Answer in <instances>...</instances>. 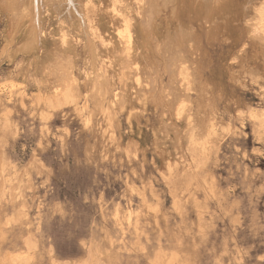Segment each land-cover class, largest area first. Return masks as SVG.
I'll use <instances>...</instances> for the list:
<instances>
[{
	"label": "rangeland",
	"instance_id": "1",
	"mask_svg": "<svg viewBox=\"0 0 264 264\" xmlns=\"http://www.w3.org/2000/svg\"><path fill=\"white\" fill-rule=\"evenodd\" d=\"M93 1L109 11L110 0ZM128 1L141 44L137 0ZM170 10L161 7L160 32L174 29ZM8 14L0 5V264H264L263 40L240 20L212 26L181 15L196 27L185 57L202 91H188L187 124L171 131L157 94L111 115L55 105L43 72L60 40L56 17L44 13L42 48L29 53L26 19L12 28ZM96 16L92 57L71 37L79 82L115 40L107 14ZM159 151L174 162L168 174Z\"/></svg>",
	"mask_w": 264,
	"mask_h": 264
},
{
	"label": "bare ground",
	"instance_id": "2",
	"mask_svg": "<svg viewBox=\"0 0 264 264\" xmlns=\"http://www.w3.org/2000/svg\"><path fill=\"white\" fill-rule=\"evenodd\" d=\"M0 5L9 13L12 28L19 27L21 23H24V19H26L28 26L27 28L25 27V37L21 48L29 53L33 50H38V48H42L43 37H45L42 18L44 13L51 12L56 17L55 19L57 21H55L58 22V30L60 32L58 48L53 44L56 50L54 52L52 51L54 58L52 67H48L50 68L49 70L43 67L45 69L43 73L46 75L44 79L46 80L48 78L51 81H47L50 82L49 85L52 89L49 95L53 94V100H55L53 103L55 105L62 103L68 104L69 102H82V107L86 109L88 103H90L93 109L95 108L105 115H111L117 108L123 109L126 105L134 106L138 102L142 105L141 102L149 98L153 99L154 95L157 94L169 114L167 115V112H164L165 116H169L170 122L166 125L170 129L172 127L176 129L180 121H186L184 118L190 96L188 91L192 92V90H195L198 93L202 91H199V86L198 89H195L194 84L192 86L190 80L191 74L188 72L190 68L188 66L186 67L187 59L185 57L187 50L194 47L196 27L194 24L187 25L183 22L181 15L189 11L196 18L202 20L205 25L211 24L212 26L224 25L232 20H240L243 26L245 25L244 29L247 32V36L250 35L253 39H258L257 41H264V0H137L138 12L136 18L138 20V27L135 26L139 28L143 36V42L141 44L137 43L134 38L135 36L133 37L134 33H132V29L135 20L133 17L135 16L131 14L130 10L133 4L128 0H110L108 12L106 10L102 11L101 8L96 6L97 4L95 5L93 0H0ZM161 7L163 9L167 7L171 8V16L175 20L173 22L175 24L173 30L168 28L163 32L158 30L159 23L157 22V17L161 13ZM90 10L94 13V18L95 14H97L96 17L98 18H101L102 14H107L111 23V35L115 40L109 43V48L105 47L110 52L109 58L103 61L98 68H93L90 74H87L88 76H85L84 80L79 82L74 74V56L70 52V50L74 49L71 37L75 35L76 37H80L83 41L84 48L89 52L91 57L93 56L95 53L93 39L96 38L97 33L95 25H93L95 19L90 15ZM131 20L133 21L131 22ZM199 26L201 27V25ZM137 47L143 50L141 54L135 51ZM151 58L154 59L151 60ZM162 71L168 78L164 86L159 82ZM115 82L118 84L116 85L118 87L116 88L117 92L113 93ZM44 83L46 84L45 81ZM109 97L112 98V101L109 100ZM139 104L137 105L139 106ZM88 113L90 114L91 110ZM191 120L194 121V118H191ZM187 122L189 123L188 120ZM184 124L187 123L185 122ZM194 125L196 127V124ZM176 132L178 131L174 130L173 134L177 135L178 133L176 134ZM190 132H192V135L194 134V130ZM201 132L203 134V131ZM199 134H197V137ZM201 138L199 139L204 140L205 133ZM157 150L160 149L157 148ZM193 150L196 151L194 148ZM159 152L162 155L161 157L164 158V153ZM174 156L176 155L174 154ZM171 157L173 156H169V158ZM163 158L159 157L162 161L164 160V163L162 162L164 169L161 168V171L163 170L168 174L172 171L173 164L171 165L169 163L171 160L169 161L167 157ZM25 246L29 250H33L36 247L35 240L33 241L29 238Z\"/></svg>",
	"mask_w": 264,
	"mask_h": 264
},
{
	"label": "snow or ice",
	"instance_id": "3",
	"mask_svg": "<svg viewBox=\"0 0 264 264\" xmlns=\"http://www.w3.org/2000/svg\"><path fill=\"white\" fill-rule=\"evenodd\" d=\"M241 115H243V114H241ZM262 259H264V258H262Z\"/></svg>",
	"mask_w": 264,
	"mask_h": 264
}]
</instances>
